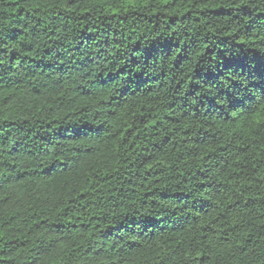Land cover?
<instances>
[{"label":"trees","instance_id":"1","mask_svg":"<svg viewBox=\"0 0 264 264\" xmlns=\"http://www.w3.org/2000/svg\"><path fill=\"white\" fill-rule=\"evenodd\" d=\"M0 264H264V0H0Z\"/></svg>","mask_w":264,"mask_h":264}]
</instances>
